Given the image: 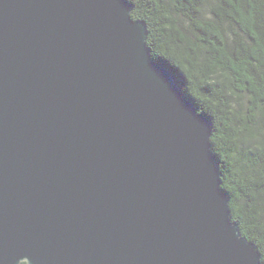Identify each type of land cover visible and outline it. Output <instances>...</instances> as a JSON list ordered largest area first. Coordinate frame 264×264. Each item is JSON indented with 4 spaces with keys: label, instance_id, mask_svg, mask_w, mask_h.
Returning a JSON list of instances; mask_svg holds the SVG:
<instances>
[{
    "label": "water",
    "instance_id": "obj_1",
    "mask_svg": "<svg viewBox=\"0 0 264 264\" xmlns=\"http://www.w3.org/2000/svg\"><path fill=\"white\" fill-rule=\"evenodd\" d=\"M133 8L0 0V264H262Z\"/></svg>",
    "mask_w": 264,
    "mask_h": 264
},
{
    "label": "trees",
    "instance_id": "obj_2",
    "mask_svg": "<svg viewBox=\"0 0 264 264\" xmlns=\"http://www.w3.org/2000/svg\"><path fill=\"white\" fill-rule=\"evenodd\" d=\"M129 2L152 58L209 118L232 220L264 264V0Z\"/></svg>",
    "mask_w": 264,
    "mask_h": 264
}]
</instances>
